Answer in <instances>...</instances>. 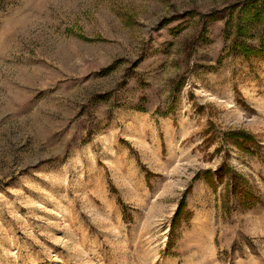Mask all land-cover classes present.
<instances>
[{"label": "rangeland", "instance_id": "1", "mask_svg": "<svg viewBox=\"0 0 264 264\" xmlns=\"http://www.w3.org/2000/svg\"><path fill=\"white\" fill-rule=\"evenodd\" d=\"M245 2L0 0V264H264V55L225 32Z\"/></svg>", "mask_w": 264, "mask_h": 264}, {"label": "trees", "instance_id": "2", "mask_svg": "<svg viewBox=\"0 0 264 264\" xmlns=\"http://www.w3.org/2000/svg\"><path fill=\"white\" fill-rule=\"evenodd\" d=\"M211 21L219 19L218 13L210 14ZM262 26V27H261ZM225 32L227 37H232L231 39V50L241 52L245 56L255 55H264V0H247L243 5H240L238 11L232 10L227 15V22L225 25ZM256 32V34H254ZM257 36L259 39V45H253L248 39L251 36ZM231 135L236 139L235 143L244 147L245 143L249 141H254L252 134L247 135L246 132L238 131L232 132ZM240 138H244L240 142ZM232 168L227 166V164L222 163L216 172L212 170L205 172L204 178L210 183L211 186L218 188L217 182L215 179H218L219 182L224 181V177L228 172L232 173ZM202 177L200 174L197 175V178ZM191 191V188H188L185 192V195L181 198V201L178 205L177 212L174 216L173 227L178 219L185 214L186 210V200L187 194ZM241 197L245 200L251 198L255 199V196L248 190L242 189L240 193Z\"/></svg>", "mask_w": 264, "mask_h": 264}]
</instances>
